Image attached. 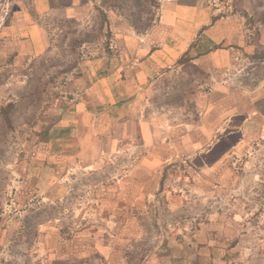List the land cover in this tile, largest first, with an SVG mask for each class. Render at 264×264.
<instances>
[{"label": "rangeland", "instance_id": "1", "mask_svg": "<svg viewBox=\"0 0 264 264\" xmlns=\"http://www.w3.org/2000/svg\"><path fill=\"white\" fill-rule=\"evenodd\" d=\"M89 1L81 20H46L43 56L18 60L4 31L15 13H32V0H0V264H264V150L235 154L229 138L156 171L142 169L137 142L111 153L102 133L98 154L74 138L55 152V129L117 31L149 32L178 0H142L137 26L129 12ZM203 1L241 21L252 46L241 77L264 72V0ZM213 85L187 61L152 83L149 112L195 123Z\"/></svg>", "mask_w": 264, "mask_h": 264}, {"label": "crops", "instance_id": "2", "mask_svg": "<svg viewBox=\"0 0 264 264\" xmlns=\"http://www.w3.org/2000/svg\"><path fill=\"white\" fill-rule=\"evenodd\" d=\"M89 8V0H32V13H15L4 31L7 52L18 60L43 56L49 48L46 20H81ZM114 46L91 72L86 96L55 129L57 154L64 153L67 138L83 146L91 143L98 154L101 133L109 138L111 153L137 142L139 153L146 154L142 169L148 171L195 154L208 155L229 138L237 137L231 148L235 154L255 159L264 150V72L251 78L239 74L252 46L238 18L219 17L203 0L169 1L149 32L120 28ZM183 58L207 70L214 85L204 99L199 95L197 122L172 124L149 112L147 95L156 79L187 62Z\"/></svg>", "mask_w": 264, "mask_h": 264}, {"label": "trees", "instance_id": "3", "mask_svg": "<svg viewBox=\"0 0 264 264\" xmlns=\"http://www.w3.org/2000/svg\"><path fill=\"white\" fill-rule=\"evenodd\" d=\"M103 3L104 5L110 6L115 10H120L123 13L126 11L129 12L131 16L136 17V21H133V25L137 26V20H139V17L136 13H134L133 9L134 7L141 8L142 0H103ZM148 28L149 24L143 28L137 27V30L140 33L143 30H147ZM182 60L188 61V58H183Z\"/></svg>", "mask_w": 264, "mask_h": 264}]
</instances>
